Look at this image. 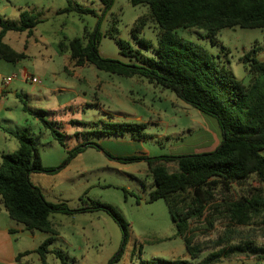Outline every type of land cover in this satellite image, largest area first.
<instances>
[{"label": "rangeland", "instance_id": "rangeland-1", "mask_svg": "<svg viewBox=\"0 0 264 264\" xmlns=\"http://www.w3.org/2000/svg\"><path fill=\"white\" fill-rule=\"evenodd\" d=\"M17 1L24 10L36 13L41 21L28 39L25 32L14 31L5 37V42L25 52L26 57L18 65L28 77H13L6 85L9 92L2 97L9 111L7 119L2 121L5 131L0 128V150H15L17 140L13 132L28 131L42 164L57 168L54 172L31 173V182L40 188L47 201L63 204L69 212L49 214L55 234L29 231L9 218L0 200V228H14L6 233L8 242L0 235V264H41L34 250L50 236L53 240L46 264H62L55 250L65 255L68 264H145L159 258L182 259L187 264H264V257L230 250L233 246H244L247 240L264 246L263 236L252 237L244 230L250 226L264 227L263 217L256 218L250 226H238L220 218L208 232H204L201 223L194 243L222 235H227L229 240L191 258L182 238L176 234L164 199L148 201L155 186L146 161L120 159L130 155H180L214 150L221 142L215 119L146 78L109 73L90 63L75 66L69 52L58 47L60 40L68 41L81 36L84 29L98 28V53L102 57L138 63L135 57L122 55L109 34L128 41L139 55H154L152 47L139 45L131 35L135 20L149 11L148 6L113 0L106 9L100 0H71L94 10L83 14L57 13L67 6L68 0ZM6 19L18 22L15 17ZM177 32L204 47L245 84L249 74L243 55L257 47L255 56L264 59V27L223 28L213 36V43L204 30L181 28ZM139 36L155 47L157 25L150 22ZM31 75L39 77L42 83H33ZM42 111L45 119L58 123L59 131L64 134L63 144L38 119ZM131 123L144 124V128L121 130L111 126ZM78 145L83 149L70 155L69 150ZM168 167L173 170L175 165L169 163ZM256 185L254 176L242 183L231 182L228 188L216 189V198L238 197ZM94 201L110 205L125 220L127 238L122 250L121 226L105 209H93ZM25 250L32 252L15 261L16 254Z\"/></svg>", "mask_w": 264, "mask_h": 264}, {"label": "trees", "instance_id": "trees-1", "mask_svg": "<svg viewBox=\"0 0 264 264\" xmlns=\"http://www.w3.org/2000/svg\"><path fill=\"white\" fill-rule=\"evenodd\" d=\"M108 9L113 0H100ZM133 5L144 4L149 11L139 16L131 29L135 42L145 48H153L154 55L142 56L128 41L115 39L122 55L135 57L138 63H123L102 57L98 53L100 33L98 28L74 36L68 41L60 40L58 47L68 51L75 66L86 63L97 69L125 77H143L156 86L169 89L178 98L197 110L215 119L221 142L211 151L180 155H130L124 161L145 160L153 178L154 189L148 201L163 198L176 234L179 235L191 258L204 250L224 244L229 237L194 243L198 225L204 232L210 231L214 222L226 218L238 226H250L256 218L264 222V59L255 54L257 47L243 55L249 74L245 84L233 72L197 42L178 34V29L195 28L213 36L223 28L264 27V0H130ZM76 11L94 13V10L68 0L67 6L57 13ZM41 21L36 13L22 10L19 21H9L0 16V58L16 63L26 57L23 51L15 50L3 40L9 31L26 32L31 35ZM150 22L158 27L157 45L140 37L143 28ZM42 111L38 119L49 129L59 143H64V134L56 121L47 120ZM111 126L121 130L144 128V124H122ZM17 148L0 153V200L10 219L21 223L26 230L55 234L49 220L53 211L69 212L63 204L47 201L40 188L30 180L34 172H54L57 168L44 166L34 138L28 131L13 132ZM132 137H135L132 135ZM144 137V136H139ZM83 149L82 145L69 150L70 155ZM67 159H65L66 161ZM169 163L175 168L170 170ZM254 176L257 185L248 193L238 197L224 195L216 198V189L228 188L231 182L242 183ZM228 190V189H227ZM94 208H103L118 222L123 231V246L127 238L125 220L110 206L97 201ZM203 220V222H201ZM195 222L197 225L192 226ZM202 223V224H201ZM263 225V224H262ZM244 230L252 237L263 236L264 227L250 226ZM241 237L240 231L236 232ZM251 238V237H250ZM53 237H47L34 251L39 254L41 264H46V254ZM231 251H248L264 257V246L247 240L244 246H233ZM30 250L18 252L15 260L29 254ZM62 264H68L60 250L54 251ZM215 256L214 254L211 255ZM145 264H187L186 260L159 258Z\"/></svg>", "mask_w": 264, "mask_h": 264}, {"label": "crops", "instance_id": "crops-1", "mask_svg": "<svg viewBox=\"0 0 264 264\" xmlns=\"http://www.w3.org/2000/svg\"><path fill=\"white\" fill-rule=\"evenodd\" d=\"M17 3H18L17 0H0V15H2V17L5 19H6V17H12V18L15 17V20L19 21V14L24 9L22 8V5L17 4ZM9 15H11V16H9ZM9 32H11V31H9ZM9 32H7L5 34V36L3 38L4 41H5V37L7 36V34ZM26 36L28 39L29 37L32 36V34L29 36L26 33ZM27 39L25 40V43L23 46L24 48L27 46ZM13 41L15 42L16 38H13ZM34 41H36V40H34ZM9 45H11V44H9ZM12 47L14 48V46H12ZM14 49L16 50V48H14ZM17 51H19V50H17ZM18 63H19V61L16 63H11L9 61H6V60L0 58V128L3 131H5V126L2 125V121L7 119V112L9 111V109H8V106L5 103V100L3 99L2 96L4 94H7V92H9V89H8V87H4V85L2 84V80L5 77L12 76V75H14L13 77H16V76L20 77V76H24V75H26V77H28L27 72L24 71V69L22 67H19ZM4 133H6V132H4ZM1 152H3V151L0 150V153ZM12 230H14L13 226H10L9 228H0V235H2L3 241L7 240V242H8L9 239H8L6 233H7V231H12ZM7 251H8V249H7ZM2 253H3V251L1 250V254ZM11 253H12V250H11ZM9 256H11V255H9ZM14 260H15V257H14ZM8 263H11V261Z\"/></svg>", "mask_w": 264, "mask_h": 264}, {"label": "built area", "instance_id": "built-area-1", "mask_svg": "<svg viewBox=\"0 0 264 264\" xmlns=\"http://www.w3.org/2000/svg\"><path fill=\"white\" fill-rule=\"evenodd\" d=\"M14 75L12 76H8V77H5L3 80H2V84L4 85V87H6V85L9 84V82L11 81V79L13 78ZM30 80L33 82V83H36V84H41L42 81L39 77L35 76V75H31L30 76Z\"/></svg>", "mask_w": 264, "mask_h": 264}]
</instances>
